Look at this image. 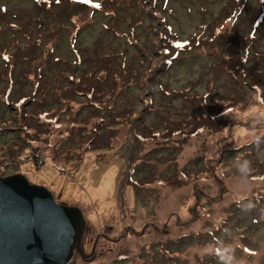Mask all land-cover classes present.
I'll list each match as a JSON object with an SVG mask.
<instances>
[{"label":"rangeland","instance_id":"374dc122","mask_svg":"<svg viewBox=\"0 0 264 264\" xmlns=\"http://www.w3.org/2000/svg\"><path fill=\"white\" fill-rule=\"evenodd\" d=\"M15 173L82 210L69 264H264V0H0Z\"/></svg>","mask_w":264,"mask_h":264},{"label":"water","instance_id":"95a60500","mask_svg":"<svg viewBox=\"0 0 264 264\" xmlns=\"http://www.w3.org/2000/svg\"><path fill=\"white\" fill-rule=\"evenodd\" d=\"M85 230L78 206L58 203L22 174L0 176V264H69L76 252L85 256Z\"/></svg>","mask_w":264,"mask_h":264},{"label":"trees","instance_id":"16d2710c","mask_svg":"<svg viewBox=\"0 0 264 264\" xmlns=\"http://www.w3.org/2000/svg\"><path fill=\"white\" fill-rule=\"evenodd\" d=\"M240 6H242V3H240ZM238 9L239 8H237V10ZM75 22H76V20H75ZM260 97H262V96H260ZM106 98L105 99H101V101H99V103L100 104L101 103L102 104L103 103H108V101H114V99H115L114 96L113 97H110L109 99H106ZM95 104L101 107V105L98 104L97 101H95V103L93 105L96 106ZM251 110L252 109H250V111ZM48 128L50 129V130L49 129L47 130V134L49 135V137H52L53 136V137H56V139L61 140L60 137L62 136V134H60V132L55 133L56 131H60V129H58V125L57 124H56V126H53V127H50V125H48ZM47 147L48 148H53L54 146H52V144H51V145H47ZM31 148H32V151L33 152L30 155L23 156V158H21V160L19 162H25V161L32 160L37 167L43 165L44 164V160H42V158L39 156L40 155V152H41V149H40L41 147L40 146H32ZM32 154H34V159L29 157V156H32ZM254 197H255V195L252 197V200H254V201H257L258 199L261 200V206H258L257 208H258V211H259L258 215H260V219H262V216L264 215V197H260V195L258 196V198H254ZM255 218L257 219V217H255ZM140 261H141V259H140ZM137 263H140V264H152V263H143V262H139V261H137L136 264Z\"/></svg>","mask_w":264,"mask_h":264},{"label":"clouds","instance_id":"9594fccd","mask_svg":"<svg viewBox=\"0 0 264 264\" xmlns=\"http://www.w3.org/2000/svg\"><path fill=\"white\" fill-rule=\"evenodd\" d=\"M238 168L242 174L247 175L250 171V163L247 160L238 162ZM223 252L224 254L221 256L223 264H243V261L236 260L233 254L234 249L231 246H227V248H225Z\"/></svg>","mask_w":264,"mask_h":264},{"label":"snow or ice","instance_id":"6c2138e0","mask_svg":"<svg viewBox=\"0 0 264 264\" xmlns=\"http://www.w3.org/2000/svg\"><path fill=\"white\" fill-rule=\"evenodd\" d=\"M99 5H97V7H98Z\"/></svg>","mask_w":264,"mask_h":264}]
</instances>
